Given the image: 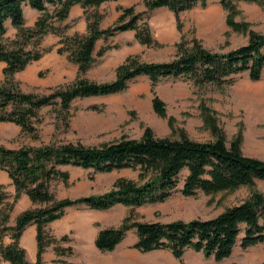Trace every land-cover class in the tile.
Wrapping results in <instances>:
<instances>
[{
	"label": "trees",
	"instance_id": "1",
	"mask_svg": "<svg viewBox=\"0 0 264 264\" xmlns=\"http://www.w3.org/2000/svg\"><path fill=\"white\" fill-rule=\"evenodd\" d=\"M110 0H0V61L5 63V80L11 82L15 73L40 60L53 47H42L43 38L52 33L59 37L57 52L67 55L78 66V75L69 85L57 86L50 94L39 96L26 93L11 85L0 86V122H13L22 130L37 135L31 119L48 105H58V120L69 127L68 114L76 98L109 95L126 90L139 76H147L152 86L165 78L186 77L197 86L234 84L243 73L251 80H260L264 71V33L249 29V25L235 20L236 4L248 1L264 4V0H220L228 11V24L237 31H249L247 43L228 52H214L195 40L191 46L182 43L177 57L166 62H142L129 56L116 69V77L109 82L91 81L85 74L95 62L97 41L118 32L134 30L135 38L142 44L157 45L148 21L150 11L167 8L176 17L182 30L181 14L197 5L205 6L209 0H143L146 10L136 6L123 7L118 20L108 28H101L104 14H88L89 7H98ZM80 4L85 9L87 30L84 33H67L70 24L65 21L71 8ZM42 12L34 26H26L25 8ZM8 23L17 28L15 37L7 36ZM108 46L102 47V56ZM155 110L164 114L163 102L155 97ZM203 109L205 123L215 139L197 141L186 134L178 138L156 137L147 127L139 139L124 136L100 146L74 143H49L41 146L10 148L0 144V169L7 171L15 194H9L0 184V254L11 264H46L44 254L54 246L57 255L71 254L72 246L65 234L60 239L51 236L46 226L66 214L69 207H86L105 211L117 205L131 209L150 203L165 202L177 193L193 196L202 190L206 194L234 191L247 186L252 191L241 203L224 209L208 219L174 220L171 222L140 221L129 213L119 226L99 230L95 245L101 251H113L135 229L137 241L133 248L141 252L169 250L182 258L186 250L201 252L206 258L222 261L229 258L237 247L245 250L264 243V192L256 189L264 182V160L246 155L239 138L229 145L210 111ZM67 166L91 169L95 173H109L132 169L139 180L118 178L101 194L59 198L52 190L53 182L69 184L71 173ZM25 193L39 207L19 213L11 225V214L20 196ZM31 224L36 225V258L27 259V250L21 238ZM12 241L4 242L6 236ZM63 264H79L67 263Z\"/></svg>",
	"mask_w": 264,
	"mask_h": 264
},
{
	"label": "rangeland",
	"instance_id": "2",
	"mask_svg": "<svg viewBox=\"0 0 264 264\" xmlns=\"http://www.w3.org/2000/svg\"><path fill=\"white\" fill-rule=\"evenodd\" d=\"M137 10H145L143 0H132ZM123 0H110L98 7H89L88 14H104L100 27H110L119 18V7ZM117 5V8H116ZM235 20L249 25V29L264 33V4L239 1ZM143 10V11H144ZM121 12V11H120ZM122 13V12H121ZM43 14L30 7L25 8L26 26H34ZM85 9L81 5L71 8L69 17L63 22L70 24L67 33L87 30ZM119 15V16H118ZM228 11L220 0H209L205 6L197 5L181 14L182 30H179L176 17L167 8L150 11L148 21L157 45L148 46L135 38V31L99 39L94 52L95 62L85 77L91 81L109 82L116 77L117 67L129 56H137L142 62H166L177 57L179 46H191L195 40L214 52H228L247 43L249 31L234 30L227 21ZM84 22V24H83ZM128 31V30H127ZM123 32V31H122ZM17 28L8 23L7 36L15 37ZM59 37L47 34L42 47H53L40 60L29 64L24 70L14 74L12 81L5 80L4 62L0 61V86L11 85L26 93L47 95L57 86L71 84L78 75V66L70 62L67 55L57 52ZM108 46L104 55L98 52ZM158 97L164 104V114H159L153 105ZM210 111L229 145L240 139L243 152L264 160V71L260 80L253 81L248 73H243L234 84L218 86L207 84L197 86L190 78H165L152 86L150 79L143 75L129 83L126 90L109 95L76 98L68 114L69 127L59 121L58 105H48L38 111L31 119L37 135L22 130L13 122H0V144L10 148L21 146H41L49 143H74L85 146H100L127 136L139 139L145 129L150 127L156 137L178 138L186 134L197 141L215 139L205 123L203 109ZM69 184L56 181L52 190L59 198L79 197L88 194H101L121 177L139 180L138 172L132 169L116 170L109 173H95L91 169L69 166ZM0 184L9 194L7 202L13 201L15 187L7 171L0 169ZM256 189L264 192V182H258ZM247 186L234 191L206 194L202 190L193 196L177 193L161 203H150L131 209L123 205L101 211L86 207H69L66 214L56 222L52 221L46 229L51 236L60 239L67 234L70 242H60L64 247L72 246L71 254L57 255L55 245L44 254L46 264H264V243L241 249L222 261L206 258L201 252L186 250L182 258H176L169 250L160 249L141 252L132 247L137 241L135 229L113 250L101 251L95 245L99 230L119 226L122 220L134 213L140 221L171 222L208 219L224 211L229 206L241 203L251 193ZM37 207L43 204H37ZM28 209V208H27ZM25 210V208H23ZM18 209L12 212L10 224L14 225ZM35 225V224H31ZM31 225L27 227L21 245L27 250V259L36 258V233L32 235ZM30 229V233L26 232ZM8 235L5 243L11 242ZM0 264H11L0 254Z\"/></svg>",
	"mask_w": 264,
	"mask_h": 264
},
{
	"label": "crops",
	"instance_id": "3",
	"mask_svg": "<svg viewBox=\"0 0 264 264\" xmlns=\"http://www.w3.org/2000/svg\"><path fill=\"white\" fill-rule=\"evenodd\" d=\"M125 3L124 4H122V5H120V6H123V7H129V6H133L134 4H133V1L132 0H123ZM78 5H80V4H78ZM116 8H117V5H116ZM137 10V9H136ZM144 10V9H143ZM143 10H137V11H143ZM146 10V9H145ZM119 13L121 14V12L119 11ZM119 14V15H120ZM118 15V16H119ZM83 24H84V22H83ZM85 27L83 26L81 29H80V31H82V33H84V32H86V30L84 29ZM105 28H108V27H103V29H105ZM129 31H131V30H128V31H123V32H121V33H123V34H126V33H128ZM132 32V31H131ZM98 42H99V40L97 41V44H96V47H97V45H98ZM95 50H96V48H95ZM69 166H67L66 168H68ZM35 207H37V205H36V203H34L30 198H29V196L27 195V194H25V193H23L21 196H20V198H19V200L17 201V204H16V206H15V211L18 209V211H19V213H21L22 211H23V208H25V210L27 209V208H35ZM58 220V219H57ZM57 220H55L54 222H56ZM53 223V222H52ZM31 229H32V235H34L35 233H36V225H31Z\"/></svg>",
	"mask_w": 264,
	"mask_h": 264
},
{
	"label": "bare ground",
	"instance_id": "4",
	"mask_svg": "<svg viewBox=\"0 0 264 264\" xmlns=\"http://www.w3.org/2000/svg\"><path fill=\"white\" fill-rule=\"evenodd\" d=\"M28 233H30V229L26 232V235H28Z\"/></svg>",
	"mask_w": 264,
	"mask_h": 264
}]
</instances>
